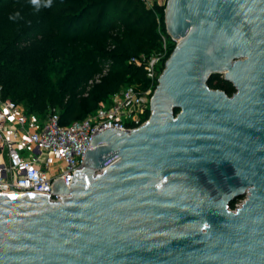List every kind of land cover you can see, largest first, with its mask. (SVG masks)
Here are the masks:
<instances>
[{"label":"water","instance_id":"95a60500","mask_svg":"<svg viewBox=\"0 0 264 264\" xmlns=\"http://www.w3.org/2000/svg\"><path fill=\"white\" fill-rule=\"evenodd\" d=\"M163 22L146 120L94 133L59 200L0 193V264H264V0H166Z\"/></svg>","mask_w":264,"mask_h":264},{"label":"trees","instance_id":"16d2710c","mask_svg":"<svg viewBox=\"0 0 264 264\" xmlns=\"http://www.w3.org/2000/svg\"><path fill=\"white\" fill-rule=\"evenodd\" d=\"M3 3L16 4L14 9L23 19L11 20L13 14L0 17L1 94L39 115L56 107L62 124L90 114L99 101L123 85L145 89L149 79L144 62L151 53L161 50L162 37H168L163 24L164 5L145 8L140 0H51L49 6L41 0L39 7L24 0ZM22 3L27 5L22 7ZM125 12L126 20L114 46L105 48L106 32ZM50 34L55 38H49ZM29 39L33 43L26 45ZM173 45L166 43L165 58ZM105 63L106 71L82 95L87 80ZM206 84L227 95L234 91L218 73L209 75ZM235 200L228 206L232 207Z\"/></svg>","mask_w":264,"mask_h":264},{"label":"built area","instance_id":"2783aa9c","mask_svg":"<svg viewBox=\"0 0 264 264\" xmlns=\"http://www.w3.org/2000/svg\"><path fill=\"white\" fill-rule=\"evenodd\" d=\"M165 1L140 0L145 8L163 6ZM161 56L157 52L144 62L149 79L145 89L123 85L99 101L90 114L66 124L59 122L54 108L43 115L27 112L20 103L3 97L0 86V193H41L51 201L59 200V194L52 190L53 182L62 178L69 186L83 164L84 152L92 148L94 133L105 128L129 131L146 120Z\"/></svg>","mask_w":264,"mask_h":264},{"label":"rangeland","instance_id":"374dc122","mask_svg":"<svg viewBox=\"0 0 264 264\" xmlns=\"http://www.w3.org/2000/svg\"><path fill=\"white\" fill-rule=\"evenodd\" d=\"M24 1L31 3V0H24ZM19 4H21V2ZM19 4L17 7L20 8ZM26 5H27V3H22V7H25ZM15 7H16V4H14V3L5 5V3H3V0H0V17H2L3 15H7V14L12 15L16 12H19L18 10L14 9ZM157 17H158V13H156V19H157ZM125 20H126V12L121 16L120 20L116 22L115 27L106 32V35L103 39V44H105V48H112L114 46V44H115L114 39L116 38V34L122 30L123 24L125 23ZM163 24H164V22H163ZM30 36H31V34H29V37ZM52 36L53 35L50 34L49 38H51ZM53 38H55V37L53 36ZM168 42H172L175 44V40L173 38H171L169 35H168V37L163 36L162 37V44H161L162 48H161V50L156 51L155 53L154 52L151 53L149 55V57H152L157 52H159L160 56L162 55L160 59L165 60L167 58V57L165 58L166 43H168ZM32 43H33L32 39H29L28 41H26V45H29ZM140 56H141V58H143V55H140ZM129 61L134 62L136 64H137V62H139L138 59H136V58H130ZM107 67H108V63L103 64L101 66V68L98 70V72H96L90 79L87 80L85 87H84V92L82 93V95H86V90L89 88V86L93 82L96 81L94 78H97V76L98 77L101 76L102 70L106 69ZM220 75L222 76V74H220ZM51 108H54L55 110H57L56 107H51ZM244 197H245V194L238 196L234 202L235 205L238 204L239 202H241L244 199Z\"/></svg>","mask_w":264,"mask_h":264},{"label":"clouds","instance_id":"9594fccd","mask_svg":"<svg viewBox=\"0 0 264 264\" xmlns=\"http://www.w3.org/2000/svg\"><path fill=\"white\" fill-rule=\"evenodd\" d=\"M40 3H41V0H31V4H32L33 6H37V7H39V6H40ZM50 3H51V0H46V4H45V6H49ZM9 18H10L11 20H13V21H19V20H22V19H23V17H22V15H21L20 12H16V13H14V14H13L12 16H10Z\"/></svg>","mask_w":264,"mask_h":264},{"label":"flooded vegetation","instance_id":"af4514ba","mask_svg":"<svg viewBox=\"0 0 264 264\" xmlns=\"http://www.w3.org/2000/svg\"><path fill=\"white\" fill-rule=\"evenodd\" d=\"M234 91H235V89H234ZM232 93H233V92H231V94H232ZM231 94H230V95H231Z\"/></svg>","mask_w":264,"mask_h":264}]
</instances>
